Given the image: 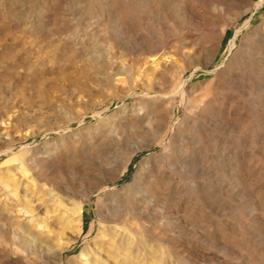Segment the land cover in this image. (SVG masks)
<instances>
[{"label":"rangeland","instance_id":"1","mask_svg":"<svg viewBox=\"0 0 264 264\" xmlns=\"http://www.w3.org/2000/svg\"><path fill=\"white\" fill-rule=\"evenodd\" d=\"M109 263L264 264V0H0V264Z\"/></svg>","mask_w":264,"mask_h":264},{"label":"bare ground","instance_id":"2","mask_svg":"<svg viewBox=\"0 0 264 264\" xmlns=\"http://www.w3.org/2000/svg\"><path fill=\"white\" fill-rule=\"evenodd\" d=\"M125 233V232H124ZM23 242V241H22ZM130 245V244H129ZM128 249V248H127ZM112 257V256H111ZM94 258V257H93ZM99 261H100V259H99ZM94 262V261H93ZM97 263V262H96ZM100 263V262H99ZM110 264V263H109Z\"/></svg>","mask_w":264,"mask_h":264}]
</instances>
